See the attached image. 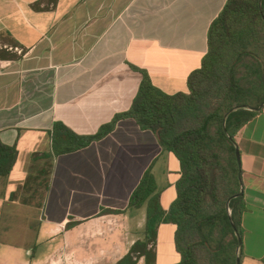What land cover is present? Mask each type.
<instances>
[{
  "label": "crops",
  "instance_id": "obj_1",
  "mask_svg": "<svg viewBox=\"0 0 264 264\" xmlns=\"http://www.w3.org/2000/svg\"><path fill=\"white\" fill-rule=\"evenodd\" d=\"M225 2L0 0V140L18 150L13 170L0 177V216L38 197L35 228L22 245L0 252V264H39L53 250L81 263H115L143 237L146 203H128L147 172L160 206L169 207L180 165L155 132L121 117L81 147L55 153L52 128L96 134L130 109L144 75L165 94L187 92ZM234 139L245 207L240 264H264V106ZM41 166L48 170L43 189L37 196L34 180L31 198L19 203L17 189ZM174 231L158 225L155 264L179 260ZM39 243L45 248L37 254L31 245Z\"/></svg>",
  "mask_w": 264,
  "mask_h": 264
},
{
  "label": "trees",
  "instance_id": "obj_2",
  "mask_svg": "<svg viewBox=\"0 0 264 264\" xmlns=\"http://www.w3.org/2000/svg\"><path fill=\"white\" fill-rule=\"evenodd\" d=\"M186 85L187 92L169 95L144 75L130 109L96 134L79 136L60 123L53 125L51 149L57 153L75 150L111 129L118 118L130 117L155 132L179 161L176 196L167 209L160 206L150 172L131 194L129 208L146 203L143 237L113 264H136L140 258L155 264L160 223L175 227L180 258L174 264H236L242 257L245 207L238 194L241 168L234 136L258 113L249 109L264 102V0L260 6L259 0H226L208 28L207 52ZM234 107L241 108L227 116L223 127L225 114ZM17 160L16 147L0 140V177H7ZM42 173L47 177V168H39L38 175ZM33 181L29 174L25 190L30 191Z\"/></svg>",
  "mask_w": 264,
  "mask_h": 264
},
{
  "label": "rangeland",
  "instance_id": "obj_3",
  "mask_svg": "<svg viewBox=\"0 0 264 264\" xmlns=\"http://www.w3.org/2000/svg\"><path fill=\"white\" fill-rule=\"evenodd\" d=\"M39 168L40 167H37L35 170L33 169L32 171L33 173L32 178H34V180H37L36 182V188H38V191L36 194L37 196L39 192H41V190L43 189V186L46 180V173H42L38 175ZM32 187H34V184ZM16 196L17 198H19L18 199L19 203H22V201H25L23 199L31 198L29 191L25 190L24 186L20 189L19 188L17 189ZM37 202H38V197L34 198L33 206L30 208L29 206H26V203H23V206L22 205L16 206L13 214L12 213L7 214L8 209L6 208L3 209L4 216L3 217L0 216V252L7 251L6 249L8 247H16L18 245H22L25 242L26 236L29 233V229L35 228V222H36L35 215H37L38 213ZM43 244L44 243H39V244L31 245V246L33 248L34 246L39 247L37 251V254H38L40 252V249L43 250L45 248ZM21 248H24V247H21ZM58 254H59L58 251H55V250L51 251L46 256L44 261H42L39 264H58V263L60 264L61 261L58 262L59 261Z\"/></svg>",
  "mask_w": 264,
  "mask_h": 264
},
{
  "label": "built area",
  "instance_id": "obj_4",
  "mask_svg": "<svg viewBox=\"0 0 264 264\" xmlns=\"http://www.w3.org/2000/svg\"><path fill=\"white\" fill-rule=\"evenodd\" d=\"M15 51L18 53V54H21L22 51L21 50H18V49H15ZM107 230H112L115 223L114 221H112L111 223H107ZM60 254L58 255L59 257V261H61L60 264H87L86 261H83V263H81L79 260H77L71 253L69 252H61V251H58ZM57 262V263H58ZM59 264V263H58Z\"/></svg>",
  "mask_w": 264,
  "mask_h": 264
},
{
  "label": "water",
  "instance_id": "obj_5",
  "mask_svg": "<svg viewBox=\"0 0 264 264\" xmlns=\"http://www.w3.org/2000/svg\"><path fill=\"white\" fill-rule=\"evenodd\" d=\"M261 1H262V0H259V6L261 5ZM263 106H264V102H263L259 107H257V108H250L249 110H251V111H255V112H258V111H260V110L263 108ZM239 108H241V107H234V108L230 109V110L225 114V116H224V118H223V127H225V120H226L227 116H228L230 113L236 111V110L239 109ZM236 158H237V161L239 162V153H236ZM238 194H242L241 189H240V191H239ZM229 200H230V198L228 199L227 203L229 202ZM231 224H232V227L235 229V226H234V223H233L232 220H231ZM236 264H240V259H239V258H237V260H236Z\"/></svg>",
  "mask_w": 264,
  "mask_h": 264
}]
</instances>
